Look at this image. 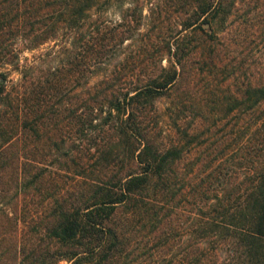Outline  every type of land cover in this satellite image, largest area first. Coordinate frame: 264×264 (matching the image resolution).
<instances>
[{
    "label": "trees",
    "instance_id": "1",
    "mask_svg": "<svg viewBox=\"0 0 264 264\" xmlns=\"http://www.w3.org/2000/svg\"><path fill=\"white\" fill-rule=\"evenodd\" d=\"M260 15L264 0H0V67L25 79L37 59L19 62L23 50L56 42L68 64L80 60L85 93L73 105L61 88L71 75L45 79L46 93L60 94L52 108L26 84L8 87V69L0 71V170L7 153L21 158L16 182L40 191L46 211L12 264H264V72L235 93L220 85L245 74L243 61L222 60L221 38ZM188 59L193 75H206L199 90L179 86ZM91 74L99 77L89 84ZM161 97L170 98L165 139L154 106ZM62 110L77 139L46 145L61 155L66 180L36 165L32 139H49L47 122ZM220 116L244 119L240 138L248 133L233 139L228 159L205 157L214 147L198 139L200 124ZM225 162L229 171L219 168ZM234 165L243 168L238 180Z\"/></svg>",
    "mask_w": 264,
    "mask_h": 264
},
{
    "label": "rangeland",
    "instance_id": "2",
    "mask_svg": "<svg viewBox=\"0 0 264 264\" xmlns=\"http://www.w3.org/2000/svg\"><path fill=\"white\" fill-rule=\"evenodd\" d=\"M145 11V10H144ZM111 17H115V12L110 11ZM254 19V20H253ZM228 31L224 33L223 38H221V43L227 44L226 47L221 49L222 52V60L223 61H243V71L245 74H241L242 71L240 68L239 71L233 76H229L228 78L223 79L221 82V87L224 88V93H235L237 89L240 87V83L242 80H245L246 77H256L260 72H264V21L263 16H255L248 22V24L242 26L241 34H237L235 32ZM56 43V42H55ZM54 42H48L40 45L39 47L33 50H23L20 54L19 62H24L32 58H36V69L31 72V75L25 77V79H20L19 73L14 69H8L10 65L0 67V71L7 70V84L8 87L12 83L14 87H17L19 84L25 85V92L31 90L29 97L32 96H41L46 99L47 103H51V107H56L57 100L60 98L59 92H57V88H50L52 90H48L46 88V83H48V78L53 79H61L66 78L71 75V80L65 86L62 85V92L64 93L65 87H67L69 91V95L72 98L73 105H76L82 96L85 95L83 93V89L80 88V80H82V75L80 69L77 67H81L80 60L75 58L73 63L68 64L66 61V53L62 51L58 44ZM127 43V42H124ZM220 47L217 44V41H212L209 46ZM130 47H124L121 53L126 52L130 54V52L134 51V46L129 45ZM39 54V55H38ZM25 57L27 60H25ZM116 60V59H115ZM114 59L112 61H115ZM28 61V62H29ZM88 65L86 67L88 69H95L96 65H94L93 59L88 61ZM114 63V62H111ZM195 59H188L184 66L182 72V78L179 82V86L183 88H190L192 90H199V88L205 82V74H197L193 75L194 67H195ZM242 65V66H243ZM140 69H146L144 65H140ZM241 67V66H240ZM67 68H71V71H67ZM138 69V66H137ZM138 72V70H136ZM135 71V73H136ZM71 73V74H70ZM91 72H85V74H89ZM137 75H134L132 78H136ZM221 75H218L220 77ZM98 74H91L88 78V83L92 84L97 78ZM45 80V81H44ZM55 81V80H54ZM39 84L45 85L44 92L38 93L41 90ZM21 88V87H19ZM43 88V87H42ZM15 89V88H11ZM55 91V92H54ZM53 93V94H51ZM61 98L64 99V96ZM169 97H161L157 98L154 101V106L156 107V111L162 113L159 117V126L163 130V137L161 139H165L166 132L169 131V120L166 118L164 114L165 108L168 105ZM63 105V103H62ZM64 105H66L64 103ZM54 106V107H53ZM62 107V106H60ZM66 110H62L58 113L56 118H50L47 122V131L46 134H49V139H38L37 135L32 136L34 139L33 143L36 145L35 149L38 151L35 153V161L37 162V166H45L46 169L51 171V174L54 175L57 179L66 180L69 175L64 169H60L59 161H61L62 157L60 154L54 152L53 148L48 147L46 144H50L54 141H59L60 137L65 139V135L69 137H73L75 139L78 136V124H73V121L67 120L66 118ZM54 117V116H53ZM188 116L186 117V119ZM244 119L238 117L231 116H220L219 119L212 123H208L207 128L204 125L199 126L200 132L203 131L202 134L198 136V139H204L211 141V146L214 147L213 150L207 155L203 153L205 157H215L220 156L221 158L226 157L230 152L231 147L237 146L233 145L235 139H243L248 135L245 134L240 138L242 123ZM44 130V129H43ZM96 137H101V130H96L94 132ZM41 135V133H39ZM98 135V136H97ZM250 137V134L249 136ZM105 137H103L104 139ZM249 139V145L245 146L243 152L247 153V151L251 150L253 144H255L252 140L253 136ZM77 139V138H76ZM90 139V138H85ZM233 141H232V140ZM96 141H101L102 138L95 139ZM91 141L93 139L91 138ZM45 142L44 145L41 143ZM233 146H228V144ZM239 142H237L238 144ZM244 145V144H243ZM211 147L208 149L210 150ZM218 149H223L224 152L219 153ZM241 151L242 149H238ZM40 153V154H39ZM250 155V153L246 154ZM236 158V157H235ZM233 161H236L232 158ZM21 158H15L10 153L6 155V165L3 170H0V264H12L14 261L18 259L19 253L17 251L18 245L21 244L22 238H26V236H30L33 234L35 230H41L42 225L44 224V216L46 214L44 204V198H41L39 194L40 191L32 188H22L16 182L17 178V169L20 166ZM19 161V162H18ZM34 161V160H33ZM14 165V167H13ZM16 166V169H15ZM221 171H229L231 167L229 162H225L220 165L219 168ZM235 168L234 174L235 179L238 180L242 176L243 168H240L234 165ZM56 264H66V261L61 259L56 262Z\"/></svg>",
    "mask_w": 264,
    "mask_h": 264
}]
</instances>
